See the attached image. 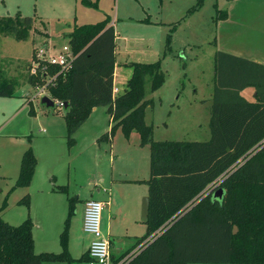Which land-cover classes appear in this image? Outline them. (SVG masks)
<instances>
[{
    "label": "rangeland",
    "instance_id": "rangeland-1",
    "mask_svg": "<svg viewBox=\"0 0 264 264\" xmlns=\"http://www.w3.org/2000/svg\"><path fill=\"white\" fill-rule=\"evenodd\" d=\"M87 1L95 7L86 6L82 0H0V17H14L20 13L36 20L27 41H17L12 35L0 40V68L6 79L16 83L15 99L0 97V208L6 193L16 184L25 151L32 148L38 161L32 198L31 191L16 189L0 217L13 226H19L30 217L36 226L33 231L35 252L58 254L62 252L61 233L69 218V199L79 197L80 201L75 199L70 218V255L79 260L89 244L88 238L90 241L93 238L83 232V204L89 200L104 202L102 231L111 241L112 262L117 264L119 255H128V258L139 251V247L134 248L137 238L147 233L139 206H142L144 198L141 200V197L147 193L148 185L133 181L150 178V147L140 145L137 131L127 138L120 128L110 141L99 142L101 136L110 131L105 107L85 122L73 136L76 143L70 146L64 119L66 110L51 98L48 88L43 89L47 82L33 87L27 81L29 69L26 67L33 55L30 40L36 41L37 52L45 49L39 41L44 29L53 38L46 51L58 54L69 44L66 36L75 25L98 24L106 19L115 23L120 33L118 64H162L164 83L158 91L147 94L152 105L145 112L146 124L153 128L154 141L159 142L209 141L216 42L220 39L226 46L253 49L262 48L264 42L262 36L248 34L233 39L231 33L239 28L231 24L220 29L223 35L219 37L216 5L227 12L228 0H204L202 8L190 15L188 11L198 0ZM242 13L245 16H241ZM234 14L236 19L244 21L257 19L259 28L255 29L262 28L263 7L243 11L242 6H238ZM128 17L134 20L139 17V26L134 21L129 23ZM145 18L159 25L142 23ZM168 35H171L169 45ZM126 36L131 40L124 46ZM145 42L150 44L147 46ZM35 60L33 57L31 64ZM132 72V68L129 72L128 67H118L120 90L124 89L126 75L131 73V77ZM44 96L53 99L55 107L43 105ZM31 99L34 105L20 112ZM32 107L36 115H30ZM64 186L68 194L55 190ZM27 195L31 199L30 209L19 204Z\"/></svg>",
    "mask_w": 264,
    "mask_h": 264
},
{
    "label": "trees",
    "instance_id": "trees-1",
    "mask_svg": "<svg viewBox=\"0 0 264 264\" xmlns=\"http://www.w3.org/2000/svg\"><path fill=\"white\" fill-rule=\"evenodd\" d=\"M82 2L95 7L87 0ZM203 5L204 0H198L188 14ZM217 12V23L227 18L226 12L218 8ZM35 22L20 13L0 17V34L27 41ZM109 22L106 19L98 24L75 26L67 35L76 55L72 68L63 73L52 66L46 70L56 77L48 84L51 98L68 104L64 119L70 146L93 109L107 107L113 125L99 142L110 141L120 128L127 138L137 131L140 145L150 147V178L136 182L149 186L147 233L134 246L139 251L124 264H264V65L218 52L211 139L154 141L145 112L152 105L147 94L158 91L164 83L162 64H132L128 89L114 97L116 33L114 27H107ZM170 39L168 35L167 45ZM42 66L45 65L38 69V76H29L33 87L46 82ZM248 87L255 88L256 102L241 95ZM15 92L16 83L0 71V97L12 98ZM30 114H35L33 108ZM37 164L29 148L23 154L13 190L31 185ZM220 188L225 190L222 203L212 198ZM55 190L68 194L65 186ZM7 204L3 203L0 213ZM19 204L30 209V197L27 195ZM74 206L75 199L71 198L69 218L61 234L63 251L58 254L35 252L34 223L30 217L19 226L0 217V264L89 263V252L79 260L69 253Z\"/></svg>",
    "mask_w": 264,
    "mask_h": 264
},
{
    "label": "crops",
    "instance_id": "crops-1",
    "mask_svg": "<svg viewBox=\"0 0 264 264\" xmlns=\"http://www.w3.org/2000/svg\"><path fill=\"white\" fill-rule=\"evenodd\" d=\"M247 1H249V2H247ZM245 2V3H244ZM247 2V3H246ZM250 2H252V3H250ZM217 6V5H216ZM238 6H242V8H243V11H248V10H250V9H253V10H255L256 8H261V7H263L264 8V0H231V1H229L228 0V9H227V18L226 19H224V20H222V21H219L218 22V25H217V30H218V32H219V37H220V35H223V32H222V30H220L221 28H223V26L224 25H233V26H236L237 28H239V29H236L235 31H233L231 34V37L233 38V39H238L239 37H245L247 34L248 35H250V36H254V37H256V36H262V38H263V42H264V21H263V23H262V26H260V27H262L261 29H259V30H256L255 28H259L258 26H259V22H257L258 20L257 19H252V21H251V19L250 20H247V21H244V19H236V17H235V14H234V11L237 9V7ZM217 8H218V6H217ZM219 9V8H218ZM224 12V11H223ZM242 15H244L245 16V14L244 13H242L241 14V16ZM127 20H129V23H130V21H134V22H136V23H138L137 25L139 26V17H137V19L136 20H134L132 17H128V19ZM142 23H145V24H148V25H159V23H156V22H153V21H151L149 18H145V19H143L142 21H141ZM252 22H254V23H252ZM75 26H82V25H75ZM110 26H112V27H114V29H115V33H116V50H115V56H116V66H115V80H114V97H118V96H120V95H122V94H124L125 93V91L128 89V81L130 80V74L131 73H128L127 75H126V82L124 81V89L123 90H120L119 89V87H118V83H117V78H118V67H120V66H123V67H128V70H129V72H130V70H131V68H132V64H134V63H131V64H118V61H117V50H118V41H119V38H120V33L117 31V28H116V26H115V23H112V22H109V24L107 25V27H110ZM246 28V29H243V28ZM248 28H250V30L248 29ZM43 33H41V34H39L40 36H42L41 37V40H39L40 42H42V46L43 47H45V49L46 48H48L49 47V44H50V41L53 39L52 38V35L50 34V33H48V31H45L44 29L43 30H41ZM73 31V30H72ZM9 35H4V34H2V35H0V40H3L4 38H9L8 37ZM67 37V36H66ZM124 46L126 45V43L127 42H129L131 39H130V37H124ZM136 43L137 42H139V39H133ZM138 40V41H137ZM30 42L33 44V48H32V58L34 57V54H35V52H37V50H36V45H35V42H34V39L33 40H30ZM135 43V44H136ZM146 43V45L148 46L150 43L149 42H145ZM216 44H217V48H218V51H217V53L218 52H224V53H228V54H231V55H234V56H237V57H240V58H243V59H247V60H250V61H252V62H255V63H258V64H261V65H264V43H263V47L262 48H260V49H253L252 47H232V46H226V45H223L222 43H221V40L219 39L217 42H216ZM69 45V44H68ZM250 48V49H249ZM129 52H131V50H128ZM217 53L215 54V56L217 55ZM32 58H31V60H32ZM31 60L29 61L30 63L27 65V70H28V67L31 65ZM215 63H216V57H215ZM132 70H133V68H132ZM0 71H2L3 72V70L0 68ZM4 73V72H3ZM132 74H133V72H132ZM29 76H30V73H29V71H28V78H27V81L29 80ZM215 80H216V74H215V79H214V89H215ZM29 82V81H28ZM120 91H122L123 93L121 94L120 93ZM241 95L245 98V99H247L249 102H256V98H255V96H256V92H255V88L254 87H248L247 89H245L242 93H241ZM16 96V95H15ZM14 96V97H15ZM14 97H12V98H2V99H15ZM2 103H4V102H2ZM6 103V102H5ZM34 105V100H30V101H26V103L23 105V107L19 110L20 112H22V110H24V108L26 107V106H33ZM33 108V107H32ZM100 108H102V107H98V108H95V109H93V112H92V114H91V116H90V118L92 117V115L94 114V113H97L98 111H99V109ZM34 109V108H33ZM105 109H107V111H106V113L109 115V112H108V108L107 107H105ZM31 111V110H30ZM34 112H35V110H34ZM31 115V114H30ZM35 115H36V112H35ZM8 118V117H7ZM89 118V119H90ZM112 124H113V121H112V117L109 115V129H111V126H112ZM83 127V126H82ZM81 127V128H82ZM66 128H67V126H66ZM80 128V129H81ZM79 129V130H80ZM46 130V129H45ZM78 130V131H79ZM1 131H2V129H1ZM77 131V132H78ZM76 132V133H77ZM75 133V134H76ZM76 143V142H75ZM36 180V172H35V175H34V178H33V181H32V183H31V185L29 186V187H27V188H22V189H26L27 191H31V198H32V193H33V189H32V187H33V185H34V181ZM138 181H145V180H135V181H133V182H138ZM137 184H141V183H137ZM17 189H19V188H17ZM16 191V189H11L9 192H7L6 193V197H5V199H4V202L5 201H7V203H8V199H9V197H10V195L12 194V193H14ZM35 191H39L38 189H35ZM2 193H4V191L2 190L1 191ZM98 193H99V191H98ZM30 195V194H29ZM145 197H149V186H148V190H147V193H143V196L141 197V200H142V198H145ZM73 199H76V200H78V201H80V198L79 197H77V198H73ZM141 200H140V202H141ZM3 202V203H4ZM86 202V201H85ZM85 202H84V206H83V212L81 213L82 214V217H84V210H85ZM104 203V202H103ZM69 204H70V199H69ZM19 205V204H18ZM20 206H22V205H20ZM30 206H31V199H30ZM75 207V206H74ZM141 209H142V206L140 205L139 206V214H141ZM24 216V215H23ZM24 218V217H23ZM84 219V218H83ZM143 222V221H142ZM144 224H145V222H143ZM146 225V224H145ZM36 226H35V224H34V228H35ZM71 222H70V227H69V244H68V247H69V253H70V249H71V237H72V233H71ZM64 229H65V227H64ZM33 231H34V229H33ZM64 231V230H63ZM84 232V231H83ZM146 232H147V225H146ZM63 233V232H62ZM61 233V234H62ZM85 233V232H84ZM86 234V233H85ZM86 235H89V234H86ZM103 235L104 236H106L104 233H103ZM33 236H34V234H33ZM91 236V235H90ZM145 236V235H144ZM144 236H142V237H144ZM92 237V236H91ZM107 237V236H106ZM108 239H109V237H107ZM141 238V237H140ZM137 239H139V238H137ZM35 240V239H34ZM92 240H93V238L91 239V241H90V239L88 238V245H87V247H86V249H85V253L84 254H86V253H88V251H89V247H90V244H91V242H92ZM110 240V239H109ZM111 242V241H110ZM60 244H61V239H60ZM61 247H62V245H61ZM62 251H63V248H62ZM61 253V252H60ZM41 254V253H40ZM83 254V255H84ZM82 255V256H83ZM121 255H119V257H120ZM89 264V263H88Z\"/></svg>",
    "mask_w": 264,
    "mask_h": 264
},
{
    "label": "built area",
    "instance_id": "built-area-1",
    "mask_svg": "<svg viewBox=\"0 0 264 264\" xmlns=\"http://www.w3.org/2000/svg\"><path fill=\"white\" fill-rule=\"evenodd\" d=\"M75 58L76 55L72 51L70 45H65L58 54H50L46 49H42L39 52H36V60L31 64L29 73L31 76H38V69L41 65H45L41 67L42 73L45 74L47 82L43 88L45 90V88H48V84L56 78L55 76L52 77L48 75L46 68L52 66L59 68L61 73L67 72L72 68ZM36 88L39 89V87ZM57 105L61 108L64 107L63 102H57ZM104 207L105 203L97 200H89L85 202L83 231L93 237L88 251L91 259L89 264H113L111 242L103 235L102 231V213ZM126 260L127 258L117 264H124Z\"/></svg>",
    "mask_w": 264,
    "mask_h": 264
},
{
    "label": "water",
    "instance_id": "water-1",
    "mask_svg": "<svg viewBox=\"0 0 264 264\" xmlns=\"http://www.w3.org/2000/svg\"><path fill=\"white\" fill-rule=\"evenodd\" d=\"M42 104L47 106L48 108H53L55 107V102L53 99L49 98L48 96H44L42 98ZM65 110L68 109V104H64L63 107ZM225 195V190L220 188L218 190H216L215 192H213V201H219L220 203H222V200L224 198ZM149 206H150V199L149 197H145L143 199V203H142V209H141V220L143 222H147L148 217H149Z\"/></svg>",
    "mask_w": 264,
    "mask_h": 264
}]
</instances>
